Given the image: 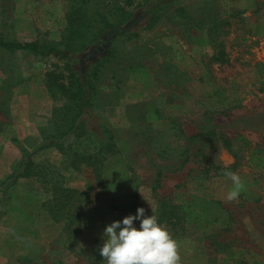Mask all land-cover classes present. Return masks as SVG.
I'll return each instance as SVG.
<instances>
[{
	"label": "rangeland",
	"instance_id": "rangeland-1",
	"mask_svg": "<svg viewBox=\"0 0 264 264\" xmlns=\"http://www.w3.org/2000/svg\"><path fill=\"white\" fill-rule=\"evenodd\" d=\"M0 40L65 49L98 116L48 86L70 61L0 46V264H106L103 229L138 206L182 236L180 264H264V0H0ZM216 89L225 112L204 104ZM105 122L121 150L99 180L81 158ZM27 153L38 175L12 182Z\"/></svg>",
	"mask_w": 264,
	"mask_h": 264
},
{
	"label": "trees",
	"instance_id": "trees-1",
	"mask_svg": "<svg viewBox=\"0 0 264 264\" xmlns=\"http://www.w3.org/2000/svg\"><path fill=\"white\" fill-rule=\"evenodd\" d=\"M113 29V28H112ZM117 32L115 30L106 31L104 39H109L111 42L113 37L116 36ZM100 37H103L100 36ZM99 37V38H100ZM103 38L99 39V42L102 41ZM0 46L7 49V50H22V51H30L32 54L38 56L41 60L42 59H51L56 58L59 60H68L71 62L70 68L71 71L74 72L71 76H65L62 67L60 65L56 67H51L48 71L47 75V84L50 88H54L56 90H60L63 94L70 96L75 100V109L78 112L79 116L84 117V119L93 120V118H98L96 114H94L93 110L90 107V99H91V82H90V74L88 72H84L83 69H79L83 72L80 73L78 76L77 73L74 71L77 70L76 66L73 65L72 60L70 59L67 51L63 48L58 47H42L35 41H4L0 40ZM216 59L222 60L223 54L220 53L219 55H214ZM73 65V66H72ZM209 99L204 101V104L209 106V109L213 112H225L226 106L230 105V101L226 98V96L222 95L220 89H216L208 95ZM208 108V107H207ZM83 121V120H82ZM84 122V121H83ZM106 126L104 125V130L109 132V136L107 140H100L98 145L96 143L90 144L88 151H84V155L82 156L81 160L88 165L92 166L94 172L96 173V177L101 180L103 178L104 170L107 169L108 162L111 161L114 154L121 150V145L118 142L115 132L108 126V122H105ZM86 124V123H85ZM212 132V131H211ZM238 144L246 145L248 142L247 137L243 135H238L235 138ZM227 143H232L229 139L226 140ZM234 143V142H233ZM98 151L96 153H92V150ZM111 155V156H110ZM72 162L75 165L76 161ZM34 159L31 156V153H27L20 165L17 169L8 177V179H13L12 182H15L20 177H31L38 175L37 171L35 170ZM248 166L253 169H264V155H259L257 153H251L248 156ZM8 179L2 183L6 184ZM73 190L69 189L68 196L73 194ZM70 198V197H68ZM69 199V203H70ZM73 204V202L71 203ZM165 205V204H164ZM63 206L65 208V203L60 201L58 204L50 205V212L54 216V218H58V214L56 210ZM2 212L0 211V217ZM223 216L215 215L213 217L208 218L207 220H203L202 218L192 219L189 222L193 225L197 224L198 228H203L202 223L205 222L208 224L212 223L214 229H217L222 224ZM180 219V217H179ZM198 221V223H197ZM190 228V227H188ZM200 233L207 234V229L200 231ZM181 235H176L174 237L175 240L179 241L182 240ZM180 258L189 259V255H187V250L181 247L180 249Z\"/></svg>",
	"mask_w": 264,
	"mask_h": 264
},
{
	"label": "clouds",
	"instance_id": "clouds-1",
	"mask_svg": "<svg viewBox=\"0 0 264 264\" xmlns=\"http://www.w3.org/2000/svg\"><path fill=\"white\" fill-rule=\"evenodd\" d=\"M227 174L235 183L228 198L234 199L240 180L235 173ZM135 221H139L138 227ZM102 239L99 252L106 264H180L181 261L177 242L168 228L152 209L151 214H146L143 206H138L135 213L107 224Z\"/></svg>",
	"mask_w": 264,
	"mask_h": 264
}]
</instances>
